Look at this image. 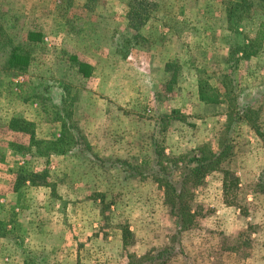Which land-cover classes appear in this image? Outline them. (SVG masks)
<instances>
[{"label": "rangeland", "instance_id": "obj_1", "mask_svg": "<svg viewBox=\"0 0 264 264\" xmlns=\"http://www.w3.org/2000/svg\"><path fill=\"white\" fill-rule=\"evenodd\" d=\"M148 1L149 20L135 25L132 0H0V65L12 44H31L28 31L42 34L27 71L0 70V219L14 213L18 223L0 239V264H148L169 245L167 264H264V38L257 56L230 54L264 22V0L237 11L231 28L229 0ZM200 80L220 103L199 100ZM24 120L37 139L60 137L62 121L82 135L64 154L40 145L45 156L20 155L36 152L14 130ZM154 142L168 156L225 152L221 170L194 192V226L176 239L163 190L110 166L150 162ZM22 169L45 173L52 186H22ZM224 169L240 182L225 198ZM34 219L53 233L27 234Z\"/></svg>", "mask_w": 264, "mask_h": 264}, {"label": "trees", "instance_id": "obj_2", "mask_svg": "<svg viewBox=\"0 0 264 264\" xmlns=\"http://www.w3.org/2000/svg\"><path fill=\"white\" fill-rule=\"evenodd\" d=\"M251 0H229L226 12L227 21L229 28H231V22L233 16L237 11L242 12V8L246 6L249 8ZM254 4V3H253ZM151 16V3L148 0H132L129 5L127 12V18L135 25H142L149 20ZM42 34L40 31H28L27 39L31 42L30 45H11L7 54L3 55V59L0 65V70L12 73L25 72L28 69L31 60V48L32 46L41 41ZM264 38V22L259 24L255 35L251 39L237 43L235 47H232L230 54H236L239 59H250L253 56H257L261 50V43ZM10 38L8 41L10 42ZM33 44V45H32ZM80 65V63L78 64ZM81 71V68L78 67ZM217 88H214L206 81L200 80L198 82V98L200 101L206 104H217L220 103V97L217 92ZM69 116V114H68ZM71 119V118H70ZM72 122V120H71ZM34 123L28 120L22 122V126L15 131H20L29 135V143L31 147H34L36 152H32L26 147L19 152L18 147H11L15 151L19 152L20 155L31 154L34 157L45 156L43 152L39 151V146L44 145L45 149L52 150L56 154H64L68 152L66 149H61L69 144L78 145L79 141L76 136L82 135L79 128H75L66 123L61 122V133L60 137L56 139H37L35 137ZM73 127V129H72ZM71 129V130H70ZM76 135V136H75ZM162 141L164 139L162 138ZM60 149V150H59ZM21 150V147H20ZM225 155L224 150L218 152L205 151L203 147L192 149L186 153L179 155H166L164 153V146H158L154 142L153 147V158L149 161H143L140 164H132L126 159H114L111 162V167L119 169L124 175L125 179L139 178L147 179L151 178L159 187L163 190V204L168 210V213L175 217L176 230L173 239L179 237V235L191 229L194 226V212L192 211V202L194 198L195 190L203 184V181L211 172L220 171L219 168L222 158ZM93 161H98V157L92 156ZM222 187L224 192V198L226 197L229 189H238L239 179L232 177L231 173L224 169ZM19 184L22 186L25 183H29L31 186H52L47 180L46 174L43 172H32L27 170H21L17 176ZM257 186L262 188L260 182ZM226 205H233L237 207L242 214L246 212L237 201L224 199ZM18 223L16 221L14 213L10 214L8 220L0 219V238L6 237L16 227ZM238 234L237 236H239ZM132 236V232L129 228L122 227V240L123 244H128L129 238ZM238 238V237H235ZM172 246L169 245L165 248H160L152 253L148 254L145 259H148V264H167L168 260L174 255L171 251Z\"/></svg>", "mask_w": 264, "mask_h": 264}, {"label": "crops", "instance_id": "obj_3", "mask_svg": "<svg viewBox=\"0 0 264 264\" xmlns=\"http://www.w3.org/2000/svg\"><path fill=\"white\" fill-rule=\"evenodd\" d=\"M79 70V69H78ZM91 75V74H90ZM98 111V110H97ZM103 115H105V110L104 111H100V116H103ZM102 127H98V129L97 128H95V130L97 131V133L99 134V132H101L102 131ZM169 133V132H168ZM171 133V132H170ZM86 134V133H85ZM90 139L92 138V137H89ZM56 156V155H55ZM28 184V186H30V189H39V188H41V187H39V186H31L29 183H27ZM18 222H22V219H19V221ZM33 223L34 224H31L33 227H31L30 229H29V226L27 225V224H25V226H23L26 230H27V234H30V236H36V234H38V235H40V236H42V239L44 240V237L45 236H47V235H51V233H53V232H49V231H46L48 228H46V225L44 224V223H42V222H40V221H38V219H34V221H33ZM37 226H40V228H36ZM58 234H60V236H61V232H60V230L57 232V235ZM53 235V234H52ZM1 239V238H0ZM6 261H9V262H12V257H5L4 258ZM22 264H25V262H24V258H22Z\"/></svg>", "mask_w": 264, "mask_h": 264}]
</instances>
